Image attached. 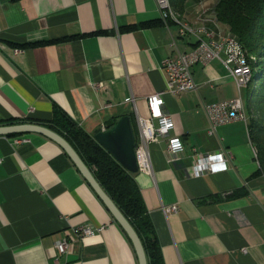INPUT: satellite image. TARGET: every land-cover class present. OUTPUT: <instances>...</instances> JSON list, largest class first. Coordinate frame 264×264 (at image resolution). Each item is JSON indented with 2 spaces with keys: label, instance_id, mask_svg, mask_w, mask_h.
<instances>
[{
  "label": "crops",
  "instance_id": "crops-1",
  "mask_svg": "<svg viewBox=\"0 0 264 264\" xmlns=\"http://www.w3.org/2000/svg\"><path fill=\"white\" fill-rule=\"evenodd\" d=\"M217 1L188 0L180 16L233 34L216 16ZM152 20L160 22L140 26ZM33 42L40 43L14 45ZM195 46L194 35L180 36L178 23L161 19L156 0H0V121L48 119L57 105L95 135L129 115L137 150L139 121L150 117L147 96L163 92L174 126L149 143L151 168L129 171L165 264H264V173L249 134L247 87L215 57L193 64L196 89L166 91L163 59ZM240 94L246 121L210 134L203 104ZM169 136L181 137L184 154L168 153ZM193 148L230 150L228 169L194 173ZM0 160V264L56 257L61 264H139L128 235L58 142L36 131L0 134ZM175 203L177 211H164ZM83 224L94 234L82 236ZM62 238L69 240L64 253L55 246Z\"/></svg>",
  "mask_w": 264,
  "mask_h": 264
},
{
  "label": "trees",
  "instance_id": "trees-1",
  "mask_svg": "<svg viewBox=\"0 0 264 264\" xmlns=\"http://www.w3.org/2000/svg\"><path fill=\"white\" fill-rule=\"evenodd\" d=\"M187 1L170 0V3L181 15L185 11ZM215 11L218 20L226 24L236 35L252 66V77L246 86L249 98L253 88L257 90L252 106L248 103L250 112H254L249 122V134L257 149L260 170L264 173V59L261 60L264 57V0H218ZM159 20L142 22L140 26L156 24L161 21ZM137 26L139 25L131 24L126 28L132 29ZM39 43L14 45L27 46ZM259 62H262L261 66L256 67ZM255 71H258L256 75ZM253 77L258 86L256 84L251 87ZM22 121L45 125L61 134L75 148L102 188L132 224L142 241L148 264H165L156 229L134 175L95 138V135L84 130L72 116L57 105L48 119L28 117ZM16 122L18 120L8 119L0 121V124ZM116 122L117 118H112L106 123V127L109 128ZM22 133L24 132L8 135ZM128 238L130 239L129 236Z\"/></svg>",
  "mask_w": 264,
  "mask_h": 264
},
{
  "label": "built area",
  "instance_id": "built-area-1",
  "mask_svg": "<svg viewBox=\"0 0 264 264\" xmlns=\"http://www.w3.org/2000/svg\"><path fill=\"white\" fill-rule=\"evenodd\" d=\"M156 2L160 9L161 19L176 22L175 16L167 14L165 0H156ZM179 34L180 36L194 35L196 37V46L190 52L179 53L177 57L167 56L163 59L162 66L167 74L166 91L176 94L196 89L197 85L192 75L193 64L198 60H209L215 57L226 64L239 88H242L244 77H247L249 64L246 60V54L239 51L236 42L230 35L217 32L211 27L203 31H193V29L184 31L181 29V25H179ZM162 93L156 92L147 96L150 117L139 121V148L135 150L139 169L148 170L151 168L149 143L159 136H167L169 130L174 126L171 114L162 109L164 104ZM203 107L210 123L208 129L210 134L216 133L218 126L222 124H227L234 120L246 121L242 94L231 99L204 103ZM167 151L171 156L184 154L185 144L181 137L169 136ZM193 151L192 167L196 174L204 172L216 173L227 170L229 167L232 153L226 148L206 152L193 148ZM214 167L218 170L213 171ZM163 209L165 212L177 211L178 205L176 203L164 205ZM78 230L82 236L94 234V230L89 224L79 226ZM55 246L60 253H64L68 249L69 240L62 238L55 243ZM52 264L61 263L56 257Z\"/></svg>",
  "mask_w": 264,
  "mask_h": 264
},
{
  "label": "water",
  "instance_id": "water-1",
  "mask_svg": "<svg viewBox=\"0 0 264 264\" xmlns=\"http://www.w3.org/2000/svg\"><path fill=\"white\" fill-rule=\"evenodd\" d=\"M31 131L45 134L58 142L68 152L84 177L110 210L114 218L127 232L134 245L139 264H148L144 246L132 224L102 188L91 169L86 165L75 148L61 134L45 125L34 122H19L0 125V134ZM95 138L128 170L132 172L138 171L135 153V135L129 115L121 116L113 126L105 131L97 130Z\"/></svg>",
  "mask_w": 264,
  "mask_h": 264
},
{
  "label": "bare ground",
  "instance_id": "bare-ground-1",
  "mask_svg": "<svg viewBox=\"0 0 264 264\" xmlns=\"http://www.w3.org/2000/svg\"><path fill=\"white\" fill-rule=\"evenodd\" d=\"M165 5L167 7V14H169L170 16H175L176 18V23H178L179 25H181V29L184 30V31H191L193 29V31H203L205 30L206 28H209L205 25L203 26H198V25H193L191 24L190 22H188L187 20L181 18V16L177 13V11L173 8V6L171 5L170 3V0H165ZM215 31L217 32H221L222 34H228L231 36L232 39H234V41L236 42V46L238 47L239 51H241L242 53L245 54L239 40L236 38L235 35L233 34H230V33H226L224 32V30H222L221 28H218V29H215ZM246 60L248 61V64H249V70L247 72V77H244V81L242 83V88L246 87L247 84L249 83L251 77H252V66L246 56ZM242 102H243V107H244V112H245V102H244V98L242 97ZM246 117V115H245ZM139 145V142L138 144ZM256 154V153H255Z\"/></svg>",
  "mask_w": 264,
  "mask_h": 264
},
{
  "label": "rangeland",
  "instance_id": "rangeland-1",
  "mask_svg": "<svg viewBox=\"0 0 264 264\" xmlns=\"http://www.w3.org/2000/svg\"><path fill=\"white\" fill-rule=\"evenodd\" d=\"M256 57V56H255ZM257 59V58H256ZM264 59V57H262V59L261 60H263ZM253 60V59H252ZM261 63L262 62H259L258 64H256V67H260L261 66ZM258 73V71H255L254 72V75H256ZM257 84V86H258V82L255 80V78L253 77V79H252V83H251V87H253V86H255ZM256 90H257V88H253V93H251V95H250V98H249V96H248V94H247V88L245 89V91H244V93H245V100H246V102L247 103H250V106H252V100H254L255 99V95H256ZM248 98V99H247ZM139 169V168H138ZM123 228V227H122ZM124 229V228H123ZM127 233V232H126ZM133 244V243H132ZM134 246V245H133Z\"/></svg>",
  "mask_w": 264,
  "mask_h": 264
},
{
  "label": "clouds",
  "instance_id": "clouds-1",
  "mask_svg": "<svg viewBox=\"0 0 264 264\" xmlns=\"http://www.w3.org/2000/svg\"><path fill=\"white\" fill-rule=\"evenodd\" d=\"M221 167H223V166H221ZM217 170H218L217 168H215V167L213 168V171H217Z\"/></svg>",
  "mask_w": 264,
  "mask_h": 264
}]
</instances>
